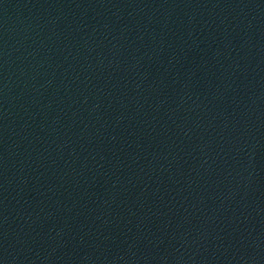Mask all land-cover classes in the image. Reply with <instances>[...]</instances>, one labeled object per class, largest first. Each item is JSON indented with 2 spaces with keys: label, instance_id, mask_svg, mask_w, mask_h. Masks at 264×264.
Here are the masks:
<instances>
[{
  "label": "water",
  "instance_id": "water-1",
  "mask_svg": "<svg viewBox=\"0 0 264 264\" xmlns=\"http://www.w3.org/2000/svg\"><path fill=\"white\" fill-rule=\"evenodd\" d=\"M264 58V0H0V236Z\"/></svg>",
  "mask_w": 264,
  "mask_h": 264
}]
</instances>
